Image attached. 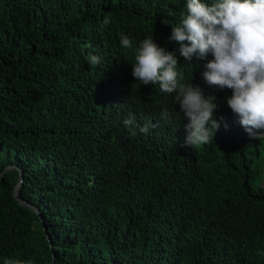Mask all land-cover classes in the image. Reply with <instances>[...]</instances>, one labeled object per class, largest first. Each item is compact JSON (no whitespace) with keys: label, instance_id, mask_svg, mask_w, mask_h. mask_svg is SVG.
<instances>
[{"label":"trees","instance_id":"obj_1","mask_svg":"<svg viewBox=\"0 0 264 264\" xmlns=\"http://www.w3.org/2000/svg\"><path fill=\"white\" fill-rule=\"evenodd\" d=\"M186 4L0 0V264H264V137L203 80L211 54L169 40ZM146 38L216 97L208 144L186 145L175 94L133 77Z\"/></svg>","mask_w":264,"mask_h":264},{"label":"clouds","instance_id":"obj_2","mask_svg":"<svg viewBox=\"0 0 264 264\" xmlns=\"http://www.w3.org/2000/svg\"><path fill=\"white\" fill-rule=\"evenodd\" d=\"M187 13L181 23L171 29L170 41L178 44L180 56L190 61L193 55L205 59L203 80L210 87L232 90L227 105L240 125L252 139L264 137V0H216L211 6L201 0H187ZM110 23L105 17L103 24ZM124 49L132 48L127 36L121 37ZM92 66L101 63L90 56ZM132 75L144 86L159 84L162 92L175 94L180 110L189 121L185 144L191 147L206 145L213 139L218 124L214 112L219 108L214 95L206 96L193 83L183 84L177 72L178 59L174 52L159 47L154 38L142 41L135 53ZM162 118L169 119L167 110ZM125 127H137L135 117L124 119ZM211 124V127L206 125ZM149 126L139 128L148 133ZM5 264H18L6 259Z\"/></svg>","mask_w":264,"mask_h":264},{"label":"water","instance_id":"obj_3","mask_svg":"<svg viewBox=\"0 0 264 264\" xmlns=\"http://www.w3.org/2000/svg\"><path fill=\"white\" fill-rule=\"evenodd\" d=\"M11 168H12V166L6 168L5 172L9 171ZM5 172H3V173H5ZM3 173H1V174H3ZM22 179H23V174L21 173L20 177H19V180H18V184H17L16 189L14 191V197L19 202L20 205L27 207V204L25 202H22L21 200H19L18 197H17L19 189H20V185H21V182H22ZM34 211L37 212L36 210H34Z\"/></svg>","mask_w":264,"mask_h":264}]
</instances>
